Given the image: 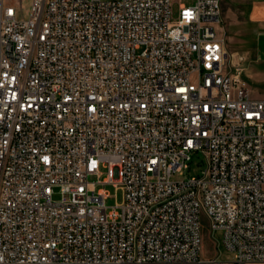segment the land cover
I'll return each instance as SVG.
<instances>
[{"label":"built area","instance_id":"obj_1","mask_svg":"<svg viewBox=\"0 0 264 264\" xmlns=\"http://www.w3.org/2000/svg\"><path fill=\"white\" fill-rule=\"evenodd\" d=\"M221 25V0H0V264L264 263V98Z\"/></svg>","mask_w":264,"mask_h":264},{"label":"rangeland","instance_id":"obj_2","mask_svg":"<svg viewBox=\"0 0 264 264\" xmlns=\"http://www.w3.org/2000/svg\"><path fill=\"white\" fill-rule=\"evenodd\" d=\"M230 53L233 56L232 61L235 58L240 60L242 77L246 81L252 96L255 98H264V53H262L263 56L260 58L255 55H250L249 57L238 55L236 57L232 52ZM203 168V155L200 152L193 153L189 167L184 170L183 174L176 173L173 179L179 180L191 176H198L201 174ZM107 190L110 193V198L106 201L108 206H114L122 202L123 193L121 189L109 185L107 186ZM200 220L202 224V256L207 258L218 255L222 261H232L234 259L233 253L229 252L223 246L221 231H212L209 218L205 213L201 214Z\"/></svg>","mask_w":264,"mask_h":264},{"label":"crops","instance_id":"obj_3","mask_svg":"<svg viewBox=\"0 0 264 264\" xmlns=\"http://www.w3.org/2000/svg\"><path fill=\"white\" fill-rule=\"evenodd\" d=\"M221 19V31L226 36L227 48L230 52L236 57L263 56L264 0H221Z\"/></svg>","mask_w":264,"mask_h":264}]
</instances>
